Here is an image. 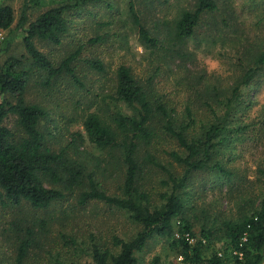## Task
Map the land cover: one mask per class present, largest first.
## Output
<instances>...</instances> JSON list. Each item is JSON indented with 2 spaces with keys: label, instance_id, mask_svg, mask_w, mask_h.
<instances>
[{
  "label": "rangeland",
  "instance_id": "374dc122",
  "mask_svg": "<svg viewBox=\"0 0 264 264\" xmlns=\"http://www.w3.org/2000/svg\"><path fill=\"white\" fill-rule=\"evenodd\" d=\"M2 2L14 8L16 21L11 30L0 29V47L11 41L8 49L0 54V64L10 57H18L27 61L26 68H29L30 55L24 46L23 34L16 28L24 0ZM67 2L40 0L41 4L30 9L29 19L32 21L48 8ZM135 2L146 28L167 44L174 21L184 9H194L197 0ZM217 2L220 10L202 19L196 36L182 46L180 54L173 50L177 46L167 44V49H151L141 43L138 29L129 16V0H88L82 8L67 13L69 30L61 45L36 40L39 49L57 65L82 47L72 64L81 83L64 73L54 88L48 87L43 84L46 74L32 68L36 71H32L26 98L48 111L42 129L52 149L57 151L67 146L81 132L85 140L77 139L78 148L69 153L86 162L87 173L96 172L97 181L108 194L122 195L124 175L119 158L112 159L91 143L83 122L74 121L80 119L84 110L110 117L121 108L126 114H133L131 108L114 98L116 70L122 64L131 68L153 103H161L172 112L176 127L194 120L188 136L200 133L202 123L214 120L210 107L220 113L224 111L219 100L232 96L251 59L264 49V0ZM225 17L228 24L224 22ZM96 38L102 39L92 41ZM94 59L103 62L104 72L90 67L87 60ZM256 80L250 86L241 87V103H234L230 111L233 126L249 125L246 130L233 132L232 140L222 151L221 157L233 174L201 172L183 190L187 206L184 216L193 223L196 233L192 241L201 238L202 226L214 228L222 235L226 220H237L249 213L264 195V73ZM74 97L80 102L78 108ZM63 98L70 101L65 102ZM6 124L14 127V117L7 119ZM163 125V117L159 115L152 123L155 139L139 151V159L143 160L140 185L154 205L163 202L160 194L170 192L171 185L163 169L145 160L147 155H152L176 176L184 173L183 166L169 154L172 151L184 154V149ZM81 190L37 211L28 205L23 209L10 208L0 201V261L15 264L19 241L27 237L32 245L24 264H95L89 254L91 236L101 246L118 251L114 236L129 240L140 230V225L127 212L104 202L80 205ZM175 223L174 231L178 235L180 218ZM26 228H33V235H28ZM63 234L73 236L76 244L67 243ZM171 241L152 238L137 254L136 264H188L177 249L170 247ZM224 241L217 242L212 249L220 248Z\"/></svg>",
  "mask_w": 264,
  "mask_h": 264
},
{
  "label": "trees",
  "instance_id": "16d2710c",
  "mask_svg": "<svg viewBox=\"0 0 264 264\" xmlns=\"http://www.w3.org/2000/svg\"><path fill=\"white\" fill-rule=\"evenodd\" d=\"M88 0H68L67 3L53 6L30 21L29 11L40 0H24L20 18L16 28L23 34L24 46L30 55L27 60L31 67L26 68L27 61L18 57H10L0 64V201L3 206L23 209L28 205L34 211L47 209L55 203L64 201L68 195H73L77 189H82L78 203L85 206L91 201L104 202L119 210L125 211L130 218L140 225V230L129 240L118 236L113 237V243L118 251L101 246L91 236L89 254L95 264H136L137 254L143 251L154 237L165 238L172 249H177L183 260L188 264H262L264 262V195L259 205L252 206L249 213L237 220H226L223 234L214 228L202 226L201 238H196L193 223L184 216L186 202L184 188L190 184L195 175L201 172L214 171L220 176H231L222 151L232 140L233 132H240L249 125L233 126L231 109L241 103L243 96L241 87L250 86L264 73V49L255 55L248 64L241 80L234 87L232 96L219 100L220 113L211 108L214 120L202 123L200 133L194 137L188 136L190 123L176 127L172 112L163 104L153 103L141 82L133 75L130 67L122 64L116 70L115 100L125 103L133 110L126 114L121 108L113 111L112 116H104L98 112L84 110L80 119L87 132V139L112 158H119L123 166V193L120 196L108 194L97 181L96 172L87 173L86 162L75 159L71 150H76L77 139L85 140L81 132L70 144L59 150L52 149L48 144L47 133L42 129V121L48 111L37 103L27 101L26 94L32 76V68H37L45 75L44 85L53 87L56 80L64 73L81 83L72 66L81 53L82 47L69 53L61 62L55 64L49 56L42 52L36 40L48 41L61 45L63 36L69 30L67 13L78 10L86 5ZM129 16L138 29L141 43L151 49H167V44L178 49L193 39L206 15L220 10L217 0H197L194 9H184L168 31V43L154 36L142 22L136 8L135 0H129ZM16 21L14 8L0 0V29L11 30ZM224 22L228 24L225 17ZM224 23V24H225ZM102 38L92 39L99 41ZM11 41H6L0 47V54L6 51ZM90 67L104 72L105 66L101 60H87ZM55 81V82H54ZM257 81V80H256ZM72 98V97H70ZM65 102L69 98H63ZM74 104L79 107V100L74 97ZM189 108L187 112L189 114ZM161 115L163 128L176 138L184 149V154L170 152V156L184 168L181 176H176L172 170L163 167L152 155L147 159L154 166L163 169L169 178L170 192L161 193L163 202L152 204L146 191L141 188L142 161L139 151L143 146L152 144L156 137L153 121ZM14 117L15 126L6 124L7 119ZM53 136L51 132H48ZM118 163V162H117ZM180 218L178 235H175V219ZM28 235H33V228H26ZM69 244H76L73 236L63 234ZM224 244L218 249H212L219 241ZM32 243L29 238L20 239L15 264H24ZM212 249V250H211ZM0 264H6L0 261Z\"/></svg>",
  "mask_w": 264,
  "mask_h": 264
},
{
  "label": "built area",
  "instance_id": "2783aa9c",
  "mask_svg": "<svg viewBox=\"0 0 264 264\" xmlns=\"http://www.w3.org/2000/svg\"><path fill=\"white\" fill-rule=\"evenodd\" d=\"M0 44H1V40H0Z\"/></svg>",
  "mask_w": 264,
  "mask_h": 264
}]
</instances>
